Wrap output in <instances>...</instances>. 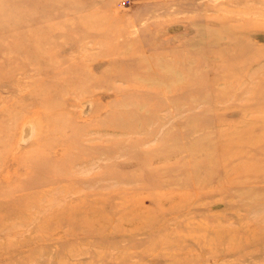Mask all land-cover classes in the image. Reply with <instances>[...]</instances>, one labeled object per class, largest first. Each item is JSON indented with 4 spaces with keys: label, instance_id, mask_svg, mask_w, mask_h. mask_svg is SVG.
I'll return each instance as SVG.
<instances>
[{
    "label": "rangeland",
    "instance_id": "1",
    "mask_svg": "<svg viewBox=\"0 0 264 264\" xmlns=\"http://www.w3.org/2000/svg\"><path fill=\"white\" fill-rule=\"evenodd\" d=\"M0 264H264V0H0Z\"/></svg>",
    "mask_w": 264,
    "mask_h": 264
}]
</instances>
